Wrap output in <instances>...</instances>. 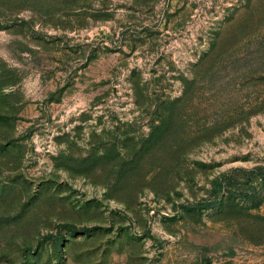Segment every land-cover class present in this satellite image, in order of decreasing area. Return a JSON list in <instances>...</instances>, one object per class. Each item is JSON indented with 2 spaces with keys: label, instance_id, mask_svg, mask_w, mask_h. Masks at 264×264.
<instances>
[{
  "label": "rangeland",
  "instance_id": "374dc122",
  "mask_svg": "<svg viewBox=\"0 0 264 264\" xmlns=\"http://www.w3.org/2000/svg\"><path fill=\"white\" fill-rule=\"evenodd\" d=\"M264 0H0V264H264Z\"/></svg>",
  "mask_w": 264,
  "mask_h": 264
},
{
  "label": "trees",
  "instance_id": "16d2710c",
  "mask_svg": "<svg viewBox=\"0 0 264 264\" xmlns=\"http://www.w3.org/2000/svg\"><path fill=\"white\" fill-rule=\"evenodd\" d=\"M261 176V175H260ZM261 178L264 180V177L263 176H261Z\"/></svg>",
  "mask_w": 264,
  "mask_h": 264
}]
</instances>
